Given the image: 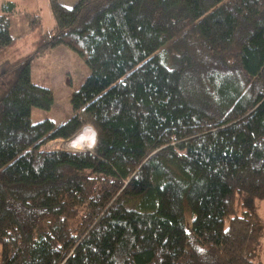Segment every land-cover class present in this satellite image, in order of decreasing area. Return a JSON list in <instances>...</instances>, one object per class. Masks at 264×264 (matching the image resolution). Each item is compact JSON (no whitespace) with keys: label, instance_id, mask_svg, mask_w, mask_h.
I'll list each match as a JSON object with an SVG mask.
<instances>
[{"label":"trees","instance_id":"16d2710c","mask_svg":"<svg viewBox=\"0 0 264 264\" xmlns=\"http://www.w3.org/2000/svg\"><path fill=\"white\" fill-rule=\"evenodd\" d=\"M48 3L15 35L0 7V64L33 48L0 93V264H262L264 0ZM57 44L88 72L33 120L30 57ZM86 126L90 149L47 147Z\"/></svg>","mask_w":264,"mask_h":264},{"label":"rangeland","instance_id":"374dc122","mask_svg":"<svg viewBox=\"0 0 264 264\" xmlns=\"http://www.w3.org/2000/svg\"><path fill=\"white\" fill-rule=\"evenodd\" d=\"M4 1L6 0H0V7ZM13 1L16 2V9L20 10V12L11 15V34L15 35L27 26V20L23 13L25 10L38 9L43 16L45 26L50 27L53 24L54 17L51 14L48 0ZM59 1L67 6H72L76 2V0ZM30 42L31 38L29 36L20 40L17 46L7 53L0 64V93L3 86L10 82L16 74V69H13V66L20 61L23 64L25 55L32 53L33 48L30 46ZM30 67L33 82L50 86L53 91V103L51 107L48 110L34 108L32 112L33 120L44 116H49L54 122H61L66 119L71 112L70 100L72 91L82 76L88 72V66L85 61L68 45L57 44L44 49L37 55H32L30 57ZM93 132L90 128H86L81 135L73 140L50 141L47 143V147L90 149L94 135ZM258 203L259 215L263 223L261 231V246L263 247V251L259 253L258 259L264 264V199ZM186 215L188 218L191 216L188 210L186 211Z\"/></svg>","mask_w":264,"mask_h":264},{"label":"crops","instance_id":"0c3cea01","mask_svg":"<svg viewBox=\"0 0 264 264\" xmlns=\"http://www.w3.org/2000/svg\"><path fill=\"white\" fill-rule=\"evenodd\" d=\"M88 127H89L91 130H93L90 126H86V127L83 129V131H84L86 128L89 129ZM83 131H82V132H83ZM93 131H94V130H93ZM82 132H81V133H82ZM81 133H80V134H81ZM93 133H94V132H93ZM93 137H94V135H93Z\"/></svg>","mask_w":264,"mask_h":264},{"label":"clouds","instance_id":"9594fccd","mask_svg":"<svg viewBox=\"0 0 264 264\" xmlns=\"http://www.w3.org/2000/svg\"><path fill=\"white\" fill-rule=\"evenodd\" d=\"M90 142V141H89ZM92 142V144H93V142H94V137H93V140L91 141Z\"/></svg>","mask_w":264,"mask_h":264}]
</instances>
